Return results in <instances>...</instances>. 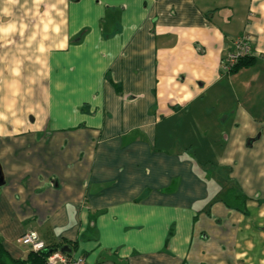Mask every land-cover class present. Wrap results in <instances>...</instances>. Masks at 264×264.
<instances>
[{"label": "crops", "instance_id": "crops-1", "mask_svg": "<svg viewBox=\"0 0 264 264\" xmlns=\"http://www.w3.org/2000/svg\"><path fill=\"white\" fill-rule=\"evenodd\" d=\"M28 232L84 264H264V0H0L10 259Z\"/></svg>", "mask_w": 264, "mask_h": 264}, {"label": "built area", "instance_id": "built-area-1", "mask_svg": "<svg viewBox=\"0 0 264 264\" xmlns=\"http://www.w3.org/2000/svg\"><path fill=\"white\" fill-rule=\"evenodd\" d=\"M249 41L250 38L247 35L233 40L232 47L226 52L222 62V70L225 74H230L240 60L252 57ZM17 243L32 253H40L47 248L34 232L24 234ZM44 264H84V260L82 257L69 256L60 249H52L45 257Z\"/></svg>", "mask_w": 264, "mask_h": 264}, {"label": "trees", "instance_id": "trees-1", "mask_svg": "<svg viewBox=\"0 0 264 264\" xmlns=\"http://www.w3.org/2000/svg\"><path fill=\"white\" fill-rule=\"evenodd\" d=\"M253 59L254 58H252V57H247V58L240 60L237 63V65L232 69L230 74L235 73L240 68L250 66L254 61ZM50 250H52V249L47 247L44 251H42L40 253L29 252L27 259L15 261V260H12L9 258V256L4 251V249L0 243V264H44L45 257L49 254ZM60 250L62 252H64L65 248H62Z\"/></svg>", "mask_w": 264, "mask_h": 264}]
</instances>
